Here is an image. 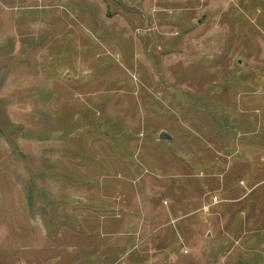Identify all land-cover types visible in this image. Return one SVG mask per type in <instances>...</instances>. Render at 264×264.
I'll return each instance as SVG.
<instances>
[{"label":"rangeland","instance_id":"1","mask_svg":"<svg viewBox=\"0 0 264 264\" xmlns=\"http://www.w3.org/2000/svg\"><path fill=\"white\" fill-rule=\"evenodd\" d=\"M43 1L0 89V264H264V0Z\"/></svg>","mask_w":264,"mask_h":264},{"label":"crops","instance_id":"2","mask_svg":"<svg viewBox=\"0 0 264 264\" xmlns=\"http://www.w3.org/2000/svg\"><path fill=\"white\" fill-rule=\"evenodd\" d=\"M42 2H44V1L43 0H0V89H4V87L6 85V83H4V81H3L4 77L6 75L10 74L9 76H11L12 79H14V80L21 78L20 76H18L16 78L17 75L15 74L14 70L17 68V64H19L20 61L22 59H24V57H22L21 59L20 58H14V60H13L10 56L12 53L15 52V48H16L14 46L15 42L13 41L14 44H11L9 41L13 37L12 32L16 31L17 36L20 35V33H19L20 22L26 24V29H27V25L29 24L30 25V31H32L33 28H36L37 27L36 25H38L40 23L44 24V26L47 28V25H48L47 15H46L47 9L45 8L46 5L44 6ZM33 31H34V29H33ZM6 39H8V40H6ZM7 43H9V44H7ZM18 48H20V47L18 46ZM27 49L31 50L33 48L28 47ZM11 60L13 62H11ZM23 63L25 65L29 64L25 59L23 60ZM33 63H35V61H33ZM22 68H24V66ZM24 69H26V71L22 72V74H23L22 78L25 75L30 73L29 72L30 67H26ZM25 77H27V76H25ZM26 84L28 86V88H26V89H28V94H25L24 95L25 97H23V98L27 102L28 108L30 109L31 103H33V105H34L35 101H36V98H35L36 91L34 89L36 83H35L34 79H33V81H31V79H30L28 82H26ZM30 90H32V92H30ZM2 93H5V91L4 92L0 91V118L6 119V118H8V114L11 113V111L6 106L5 100L7 98L4 97L5 95H2ZM21 98H22V96L20 95L19 99H21ZM13 110H14V108H13ZM0 133H1V131H0ZM243 186H245V183H243ZM252 210H253L252 207L247 205L244 209V212H246L248 214ZM252 213H255V215H256L255 211L254 212L252 211ZM244 222H246V221H244ZM241 226L244 227L245 230L248 229V224L241 223ZM248 246L250 247L249 244H246V245L244 244L243 245V247H245L244 250ZM259 248L264 249L263 243L259 245Z\"/></svg>","mask_w":264,"mask_h":264},{"label":"water","instance_id":"3","mask_svg":"<svg viewBox=\"0 0 264 264\" xmlns=\"http://www.w3.org/2000/svg\"><path fill=\"white\" fill-rule=\"evenodd\" d=\"M161 139H166L168 138L167 135L165 133H162L161 136H160Z\"/></svg>","mask_w":264,"mask_h":264}]
</instances>
